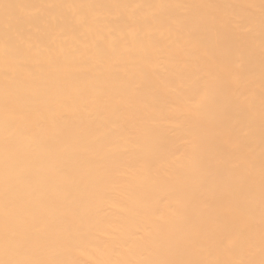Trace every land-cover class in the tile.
Segmentation results:
<instances>
[{
	"label": "bare ground",
	"instance_id": "6f19581e",
	"mask_svg": "<svg viewBox=\"0 0 264 264\" xmlns=\"http://www.w3.org/2000/svg\"><path fill=\"white\" fill-rule=\"evenodd\" d=\"M264 264V0H0V262Z\"/></svg>",
	"mask_w": 264,
	"mask_h": 264
},
{
	"label": "snow or ice",
	"instance_id": "6c2138e0",
	"mask_svg": "<svg viewBox=\"0 0 264 264\" xmlns=\"http://www.w3.org/2000/svg\"><path fill=\"white\" fill-rule=\"evenodd\" d=\"M0 264H19V262L8 261V262H0Z\"/></svg>",
	"mask_w": 264,
	"mask_h": 264
}]
</instances>
